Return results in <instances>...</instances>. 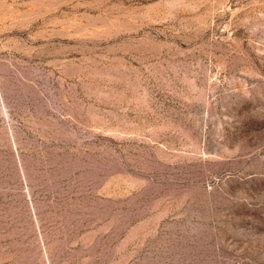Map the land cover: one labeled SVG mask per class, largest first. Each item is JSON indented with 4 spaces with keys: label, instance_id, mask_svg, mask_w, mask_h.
Returning a JSON list of instances; mask_svg holds the SVG:
<instances>
[{
    "label": "rangeland",
    "instance_id": "rangeland-1",
    "mask_svg": "<svg viewBox=\"0 0 264 264\" xmlns=\"http://www.w3.org/2000/svg\"><path fill=\"white\" fill-rule=\"evenodd\" d=\"M0 264H264V0H0Z\"/></svg>",
    "mask_w": 264,
    "mask_h": 264
}]
</instances>
